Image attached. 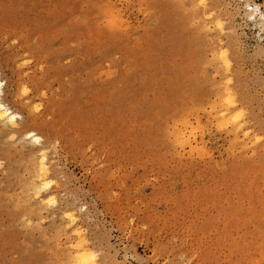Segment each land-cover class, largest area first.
<instances>
[{
  "label": "rangeland",
  "instance_id": "1",
  "mask_svg": "<svg viewBox=\"0 0 264 264\" xmlns=\"http://www.w3.org/2000/svg\"><path fill=\"white\" fill-rule=\"evenodd\" d=\"M0 80V264H264V0H0Z\"/></svg>",
  "mask_w": 264,
  "mask_h": 264
},
{
  "label": "bare ground",
  "instance_id": "2",
  "mask_svg": "<svg viewBox=\"0 0 264 264\" xmlns=\"http://www.w3.org/2000/svg\"><path fill=\"white\" fill-rule=\"evenodd\" d=\"M252 15L254 14V12L253 13H251ZM1 85H2V82H1V80H0V88L2 89V87H1ZM0 89V90H1ZM0 93H2V92H0ZM16 118H17V115L16 114H14L13 112H11L7 107H6V105H4L1 101H0V120H1V122H5V123H14V122H16ZM8 124V125H9ZM28 137H30V138H33L34 139V137H35V134L34 133H30L29 134V136ZM36 138V141L37 140H39V139H37L38 137H35ZM38 174H37V179H36V177H35V180H37V185L38 184H40L39 186H40V188L42 189V187H41V185H44V183H45V180H46V176H48V170H47V168H46V164H45V162L44 161H42L41 163H40V166H38ZM37 171V170H36ZM48 179V178H47ZM34 180V181H35ZM33 181V182H34ZM48 182V181H47ZM46 182V183H47ZM35 183V182H34ZM36 185V184H35ZM35 185H32V186H35ZM36 185V186H37ZM31 186V187H32ZM35 186V187H36ZM47 186V185H46ZM34 187V188H35ZM38 187V186H37ZM34 188L32 187V189L34 190ZM39 188V189H40ZM37 189V188H36ZM39 189H37V190H39ZM37 190H35V191H37ZM41 191V190H40ZM39 192V191H38ZM37 192V193H38ZM36 193V195H38ZM39 196V195H38ZM81 240H83V238L81 239ZM84 241V240H83ZM86 242V241H85ZM84 243V242H83ZM82 243V244H83ZM76 244V243H75ZM74 244V245H75ZM80 244H81V242H80ZM80 244H78L79 246L78 247H76L79 251H77V250H75V253H76V251L78 252V253H76L73 257H72V260H71V264H94V262L91 260V254L89 253V254H87V252L85 251V249L83 248V245L81 244V246H80ZM71 245V244H70ZM84 245H85V243H84ZM73 247V246H72ZM74 249H75V246H74Z\"/></svg>",
  "mask_w": 264,
  "mask_h": 264
}]
</instances>
